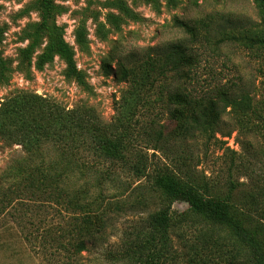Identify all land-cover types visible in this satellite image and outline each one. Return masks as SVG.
I'll return each instance as SVG.
<instances>
[{
    "label": "rangeland",
    "instance_id": "rangeland-1",
    "mask_svg": "<svg viewBox=\"0 0 264 264\" xmlns=\"http://www.w3.org/2000/svg\"><path fill=\"white\" fill-rule=\"evenodd\" d=\"M154 2L54 0L60 9L55 23L74 52L75 65L88 86L85 90L65 77V64L58 57L45 64L42 70L35 68L44 42L31 55L29 71L20 70L21 51L29 46L27 35L40 22V12L36 0H0V55L10 70L6 81L0 79V108L15 92L25 91L53 100L66 109L79 104L93 106L105 123L113 122L121 107V95L127 88L126 82L111 74L117 62L136 65L137 60H144L148 55L156 57L174 45L190 49L194 67L186 80L172 81V74H169L167 84L178 83L194 96L223 87L229 89L232 96L248 93L258 109L264 107V76L261 75L264 73V50L255 54L234 42H219L225 31L258 23L253 0ZM177 21L195 31L189 35L176 24ZM78 30L83 34V46L76 42ZM103 65H108L107 71L103 70ZM160 81L152 92L165 95V89L158 86ZM159 96H152L151 106L137 116L141 127L137 129V150L145 147L146 133L143 131L152 120L155 129L161 130L165 137L159 143L164 154L156 152V156L151 157V150L142 149L148 165L165 163L183 177L196 175L199 181L201 176L206 178V184L215 187L216 195L229 198L236 211L247 215L249 220H244V225L260 223L264 232V118L257 120L250 116L245 125L227 110L220 118L215 135L217 140L224 142L222 146L212 142L204 144L201 137L173 141L176 123L169 114L173 106H166V98L160 96L159 99ZM262 115L264 117V109ZM1 134L0 131V202L3 194L19 180L9 177L10 169L24 157L21 146ZM86 162L96 166L92 182L98 175L105 178V199L116 204L108 208L110 218L105 230L87 243L85 252L73 257L68 253L71 249L65 238L69 213L38 196L10 194L7 196L12 201L8 205L5 200V209L0 214V264H128L119 261L118 255L126 242L141 230L148 212L155 210L153 205L157 202L148 189L134 190L139 182L121 164L98 161L92 155ZM144 185L147 187L148 183ZM171 211L177 218L170 237L177 252L184 256L177 264H190L187 260L191 246L200 240L201 232L205 233L207 250L204 256L209 264H247L244 244L231 234L195 221L183 202L173 203ZM251 228L250 225L248 229ZM61 237L64 238L59 242L69 251L58 247L59 242L55 240Z\"/></svg>",
    "mask_w": 264,
    "mask_h": 264
},
{
    "label": "trees",
    "instance_id": "trees-1",
    "mask_svg": "<svg viewBox=\"0 0 264 264\" xmlns=\"http://www.w3.org/2000/svg\"><path fill=\"white\" fill-rule=\"evenodd\" d=\"M152 3L155 4L154 0ZM253 3L258 11V23L225 31L221 33L219 42H234L255 54L264 50V0H253ZM36 4L40 22L27 35L30 43L21 51L20 70L29 71L31 55L44 42L35 68L42 70L45 64L58 57L65 64V77L86 90L88 86L75 65L74 52L65 43L63 31L55 23L60 13L59 7L54 0H36ZM176 24L189 35L195 31L185 23L177 21ZM76 42L79 46L84 44L81 30L76 32ZM115 66L111 74L115 79L126 82L127 88L121 95V107L110 123H105L93 106L79 104L66 109L53 100L25 91L15 92L4 101L0 108L1 135L6 134L9 140H15L21 146L24 157L15 162L9 171L10 178L19 180L3 194L0 214L5 209V200H8V205L12 201L7 196L10 194L38 196L54 202L70 215L65 238L71 250L59 242L64 237L55 241L71 256H80L87 250V243L105 230L110 218L108 208L116 205L105 199V178L98 175L97 180L92 182L91 175L95 173L93 170L96 166L86 162V158L92 155L98 161L121 164L139 182L134 190L148 189L157 202L153 205L155 210L148 212L141 230L126 242L118 255L119 261L128 264L182 262L184 256L177 252L170 231L177 218L171 206L175 202H183L195 221L210 229L220 228L243 243L247 264H264V232L260 223L244 225V220H249L247 215L236 211L229 198L216 195L215 187L208 186L206 178L201 176L199 181L196 175L183 177L165 163L148 165L142 149L151 150V157H155L156 152L164 154L163 146H159V143L165 137L161 130L155 129L154 120L143 131L146 133L145 147L136 149V136L141 128L137 116L151 106L150 99L154 95L166 98V106H173L169 113L176 123L172 139L179 142L201 137L204 144L212 142L222 146L224 142L217 140L215 135L220 118L227 110L239 117L240 123L248 125L250 116L257 120L264 118V107L258 109L248 93L232 96L230 90L223 87L194 96L178 83L167 84L169 74H172V81L186 80L194 67L193 53L180 45H174L156 57L148 55L144 60L139 59L136 65L119 61ZM184 68L187 70L183 71ZM103 70L107 71L108 65H103ZM7 73L10 70L0 55L2 81H6ZM261 75L264 76V73L261 72ZM157 81H160L158 86L165 89V95L152 92L157 89ZM142 182L148 183V186ZM142 199L145 200L144 195ZM250 225L252 228L249 230ZM199 239L191 246L187 263L209 264L204 256L207 250L204 232H201ZM214 246H218L216 241Z\"/></svg>",
    "mask_w": 264,
    "mask_h": 264
}]
</instances>
